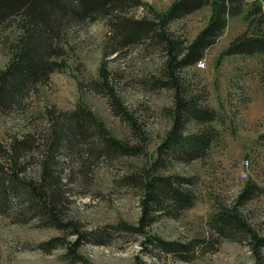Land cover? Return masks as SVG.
<instances>
[{
    "label": "rangeland",
    "instance_id": "1",
    "mask_svg": "<svg viewBox=\"0 0 264 264\" xmlns=\"http://www.w3.org/2000/svg\"><path fill=\"white\" fill-rule=\"evenodd\" d=\"M174 2L141 0L119 14L155 20L158 32L168 33L184 46L206 27L218 0H208L171 20L164 29L160 18ZM238 8L228 15L225 27L203 57L180 75L187 91L199 93L205 106L217 114L212 122L202 123L203 129L214 133L202 157L173 161L160 170L193 178L187 185L193 204L176 214H161L146 229L148 235L194 242V246L152 253L151 245L143 243L144 234L125 228V223L136 226L141 215L140 188L126 177L153 174L158 146L172 124L174 89L158 85L164 77L165 50L155 38L123 47L119 53L107 52L114 33L110 16L101 14L92 21L66 24L63 50L50 58L56 61V68L26 88L17 105L0 108V141L10 147L15 137L46 130L54 117L52 111L69 114L82 107L103 120L113 136L140 150L109 159L71 156L62 174L66 179L71 173L73 180L66 186L58 213L63 214L64 222L75 221L85 233L76 253L71 247L76 248L79 234L73 233L72 226L42 222L33 208L16 214L22 200L10 198L11 206L0 212V264H264V246L255 251L249 231L234 228L222 234L212 224L216 215L229 210L264 235V51L228 52L243 35L264 37V0H243ZM26 24L23 16H16L0 26V70L9 64L11 45L19 41ZM103 67L109 72L110 89L134 115L136 126L113 111L102 90L106 86L100 85ZM201 128L193 121L187 131ZM86 147L85 140L79 149L85 151ZM36 161H29L28 173L22 177L36 176ZM84 162L90 167L85 170L91 172L83 178L78 171ZM0 163L8 166L3 155ZM91 230L103 243L90 240L87 231ZM53 237H59L57 243L45 244Z\"/></svg>",
    "mask_w": 264,
    "mask_h": 264
},
{
    "label": "trees",
    "instance_id": "2",
    "mask_svg": "<svg viewBox=\"0 0 264 264\" xmlns=\"http://www.w3.org/2000/svg\"><path fill=\"white\" fill-rule=\"evenodd\" d=\"M242 1L218 0L206 27L192 42L183 46L179 39L164 31L158 32L157 21L134 19L119 14L127 7L139 5L141 0H0V26L16 16H23L27 23L19 41L11 45L12 57L9 64L0 70V108L17 105L26 88L44 79L56 68V61H50V58L59 55V49L63 50L62 35L68 22L92 21L101 14L110 16L114 33L109 37V43L107 42V52L110 53H119L121 48L146 38H155L156 42L163 46L164 77L159 78L158 85L174 89L172 124L158 146V156L152 164L153 174H132L126 177L140 188L141 215L136 226L125 223V228L144 234L143 243L151 245L152 253L179 252L181 247L189 250L187 248L195 244L166 240L160 235H148L146 229L161 214H176L193 204V198L187 189L193 178L179 173L164 174L160 170L168 167L173 161L189 162L202 157L214 139V133L203 129L202 123L212 122L217 114L205 106L199 93L191 94L187 91L180 75L182 69L197 63L203 57L204 50L225 27L228 15L237 13ZM207 2L208 0H175L166 15L160 18V24L165 29L171 20L191 13ZM256 51H264V37L243 35L233 42L228 52ZM102 74L104 79L100 85L106 86L102 90L109 97L113 111L136 126L134 115L123 105L120 96L110 89L112 86L109 72L105 67ZM52 112L54 117L46 130L28 133L21 138L15 137L10 147L0 141V155H3L8 163L6 167L0 163V212L11 206L10 198H19L22 204H18L17 200L16 214L26 213L33 208L41 214L39 218L42 222L61 228L72 226L73 233L79 234L74 242L76 248L71 247L73 253H76L85 233L80 232V227L75 221L71 219L64 222L63 214L60 216L58 213L63 204V194L68 191L66 186L73 180L69 177L71 173L66 179L62 174L63 170L68 168L71 156L75 153L80 158L86 154L89 159L93 156L109 159L120 153L136 154L140 149L113 136L103 120L89 109L80 107L69 114ZM193 121L202 128L187 131L188 124ZM82 139L87 142L85 151L79 149L85 142ZM33 159H37L36 176L22 177V174L28 173V163ZM85 168L90 167L84 162L82 168L81 163L78 172H82L80 174L83 178L91 172ZM253 187L255 188L251 186L250 189L254 190ZM250 189H247V193ZM212 222L222 234H229L234 228L249 231L255 241V251L264 246V235L258 234L236 212L225 210L216 215ZM87 234H91L90 240L93 242L103 243L92 230L87 231ZM58 238L53 237L45 244L53 245L57 243ZM257 264L262 263L259 261Z\"/></svg>",
    "mask_w": 264,
    "mask_h": 264
},
{
    "label": "built area",
    "instance_id": "3",
    "mask_svg": "<svg viewBox=\"0 0 264 264\" xmlns=\"http://www.w3.org/2000/svg\"><path fill=\"white\" fill-rule=\"evenodd\" d=\"M244 173L247 174V169L244 170Z\"/></svg>",
    "mask_w": 264,
    "mask_h": 264
}]
</instances>
